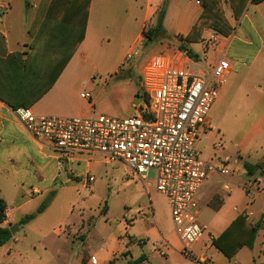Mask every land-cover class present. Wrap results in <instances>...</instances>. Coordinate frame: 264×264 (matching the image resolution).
Segmentation results:
<instances>
[{
    "label": "crops",
    "instance_id": "obj_1",
    "mask_svg": "<svg viewBox=\"0 0 264 264\" xmlns=\"http://www.w3.org/2000/svg\"><path fill=\"white\" fill-rule=\"evenodd\" d=\"M165 1L91 0L83 43L53 88L30 110L41 115L55 116L53 114L60 110L69 97L78 94L85 80L84 65L86 64L83 60L94 55L97 50L105 49L110 43V38L115 34L121 37L124 33H135L136 37L126 53L127 59L137 53L138 47L144 43V29L156 23L158 12ZM50 3L51 0H0V8H2L0 58H6L16 52H28L27 46L32 42ZM202 12L203 7L199 0H169L163 22L164 29L170 36L186 37ZM224 12L233 32L224 36L228 42L220 41V47L224 48L233 70L221 88L219 99L212 107L211 130L203 133L205 137L213 135L215 130L224 132L228 102L241 71L244 69L252 71L255 66L260 67V71L264 70V2L253 4L249 0L240 18L236 19L230 4L224 1ZM210 31L203 33L201 42L188 45V48L200 59L204 54L203 41ZM218 58V52L208 53L209 61L214 62ZM241 87L239 90L242 92ZM259 98H263L262 94ZM238 121L237 132L242 124V120ZM197 143L199 145L201 140L199 139ZM238 148V159L239 162L242 160L243 168L245 164L262 165L258 173L251 177L244 169L245 172H243L249 178L248 183L233 184V177L238 176L241 173L240 170L231 171L229 161L222 160L214 154L211 160L214 157L218 162L213 163L215 165L224 164L227 172L208 176L196 196L199 205L198 220L203 213L199 200L201 191L208 195L204 206L210 215L206 223L199 222L205 233L202 240L194 245L193 252L198 256H206L209 264H264V175L262 174L264 172V110L244 132ZM196 152L198 155L197 150ZM252 153L256 155L253 163L245 160L246 157L251 159ZM69 161L50 142H40L34 139L20 124L14 110L0 101V197L7 204V213L11 223L18 227V232L12 240L0 248V264H23L21 252L31 244L32 236L38 235L41 221L46 218L48 212V210L45 211L27 225H20L21 219L31 214L22 212L18 215L20 211L32 204L35 199L46 196L51 191H56V200L61 196L60 191L87 188L85 179L76 182L70 177V171L74 169L79 172V175L84 174L87 169L85 163L90 166L87 158L81 156L74 161ZM84 166L85 169H83ZM225 174H231L232 178L218 184V180L214 178ZM249 183L256 184L258 189H250ZM135 206L136 209L131 210V213L139 214L141 221L132 224L126 230V239L116 238V242L105 243L101 250L102 259L98 255L89 257L85 254L83 261L89 262L90 258L95 257L99 264H113V255L126 251V257H124L126 264L141 257L145 258L141 264H152L156 260L152 252L141 257L133 255L137 242L147 237L154 240L152 247L159 256L163 257V264H173V255L179 249L181 250L177 236L173 233H164L160 229L155 221V208L150 197L149 203H137ZM145 211H150V217L141 214ZM239 217L252 226H258L259 229L252 248L244 247L233 258H227L214 247L213 241L218 239ZM150 220L155 221L154 226L146 227L139 238L134 239L132 235L136 226L140 224L147 226ZM8 224L9 221L6 222V226ZM213 230L218 232L216 236ZM39 232L41 233L42 230ZM64 232L70 233V228L65 229ZM56 233L58 234L59 231ZM143 250L142 248L141 252L144 254Z\"/></svg>",
    "mask_w": 264,
    "mask_h": 264
},
{
    "label": "rangeland",
    "instance_id": "obj_2",
    "mask_svg": "<svg viewBox=\"0 0 264 264\" xmlns=\"http://www.w3.org/2000/svg\"><path fill=\"white\" fill-rule=\"evenodd\" d=\"M212 33L211 30L205 40ZM135 37V33H124L121 37L115 34L110 38V43L105 49L97 50L94 55L88 56L85 60L82 58L86 64L84 65L85 80L81 84L78 94L69 97L60 110L53 115L61 117L84 115L94 119L101 116L126 118L132 115L140 117L141 114L131 106L132 104H144L145 96L140 88L142 67L151 55L160 51L170 52L178 47L180 42L163 35L152 43L144 39V43L138 47L137 53L131 59H127L126 53ZM194 69L197 68L194 67ZM259 69L260 67L255 66L252 71L244 69L241 73L239 72L237 84L228 102L224 132L215 130L209 137L203 136L205 135L203 133L200 134L201 143L199 145L197 143L195 147L201 160L216 163L218 161L214 157L211 160L212 155L215 154L222 160L229 161L231 171L240 170L241 173L233 177V184L248 183L249 180L244 173L242 160L239 162L238 159V144L244 136V132L264 110V70L260 71ZM243 84L244 86L241 87ZM239 87L243 88L242 92ZM139 92H141L140 96ZM87 93L92 96L90 101L85 98ZM260 94L263 96L262 99L259 98ZM238 120H242V124L237 132ZM85 157L90 166L85 163L87 169L82 175H79L75 169L71 170L70 177L76 182H81L89 173L88 175L94 178V182L89 183L86 189L76 188L67 191L58 189L61 196L56 200V191H51L48 195L35 199L32 204L18 213V215L22 212L32 214L44 204L49 203L45 210H48L46 218L41 221L40 225L42 234L39 230L38 235L32 236L31 244L21 252L23 264H88L87 260H82L85 254L89 257L98 255L102 259L103 252L101 250L105 243L116 242V238L126 239V230L132 224L141 221L139 214H133L131 210L136 209L137 203H149V197L155 208V221L160 229L164 233H173L177 236L169 202L165 196L157 192L153 172L150 173L149 180L142 182L135 172L122 162L115 161L107 165L97 156L86 155ZM250 157L251 159L246 157L245 160L253 163L256 155L252 153ZM230 178H232L231 174H225L214 179L218 180V184H222L224 180ZM53 192L55 195L52 198ZM207 198L208 195L201 191L199 199L201 209H203V213L199 217L201 224L206 223L205 221L209 219L210 215L204 206ZM51 203H53L52 206ZM141 214L148 217L151 215L150 211ZM8 221L10 229H15L13 234L15 236L18 227L11 223L10 217H8ZM155 221L150 220L147 226L145 224L137 225L133 231V238L138 239L146 227L154 226ZM67 228H70V233L64 232ZM55 231H59V233L57 234ZM213 233L216 236L218 232L213 230ZM140 241L137 242L133 251L134 256H147L152 252L156 259L152 264L164 263L163 257L159 256L152 247L154 240L144 237ZM142 248L144 254L141 252ZM179 250L172 257L173 264H195L191 259L185 258ZM124 257H126V251L116 253L113 255L112 263L126 264Z\"/></svg>",
    "mask_w": 264,
    "mask_h": 264
},
{
    "label": "built area",
    "instance_id": "obj_3",
    "mask_svg": "<svg viewBox=\"0 0 264 264\" xmlns=\"http://www.w3.org/2000/svg\"><path fill=\"white\" fill-rule=\"evenodd\" d=\"M220 41L228 42L213 31L203 42L199 61L182 50L151 55L140 73L144 104L131 106L140 117L94 119L36 115L26 108L14 111L34 139L50 142L67 160L91 155L107 165L119 161L142 182L153 172L157 192L169 202L180 253L195 264H209L206 256L193 252L205 233L198 220L197 193L208 176L227 172L224 164L201 160L195 148L200 134L211 130L212 107L233 70ZM210 51L219 53L214 62L208 60ZM85 98L90 101L92 96L87 93ZM88 174L87 185L94 182ZM249 188L258 189L254 183ZM88 264L99 262L92 257Z\"/></svg>",
    "mask_w": 264,
    "mask_h": 264
},
{
    "label": "trees",
    "instance_id": "obj_4",
    "mask_svg": "<svg viewBox=\"0 0 264 264\" xmlns=\"http://www.w3.org/2000/svg\"><path fill=\"white\" fill-rule=\"evenodd\" d=\"M91 0H51L44 19L27 46L28 52L13 53L0 58V101L14 111L30 109L40 101L54 86L70 60L78 51L86 36ZM203 12L186 37H173L167 34L163 22L169 0L158 12L156 23L144 29L147 42L156 41L161 35L172 37L180 42L173 50H182L199 61L200 57L188 48L189 44L199 43L205 31L212 30L228 36L233 28L225 17L223 3L228 2L239 19L249 0H200ZM253 4L264 0H251ZM139 95V94H138ZM262 165L245 164L246 173L253 177ZM264 175V172H262ZM54 192L51 197H54ZM49 203L41 206L35 213L26 215L20 225H27L43 214ZM7 204L0 197V248L5 246L13 235L7 222ZM259 227L252 226L239 217L216 240L214 247L225 257L233 258L244 247L252 248ZM144 257L129 264H141Z\"/></svg>",
    "mask_w": 264,
    "mask_h": 264
},
{
    "label": "water",
    "instance_id": "obj_5",
    "mask_svg": "<svg viewBox=\"0 0 264 264\" xmlns=\"http://www.w3.org/2000/svg\"><path fill=\"white\" fill-rule=\"evenodd\" d=\"M10 230H11V232H12V235H13V234H14V231H15V229H14V228H11Z\"/></svg>",
    "mask_w": 264,
    "mask_h": 264
}]
</instances>
